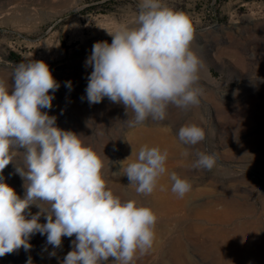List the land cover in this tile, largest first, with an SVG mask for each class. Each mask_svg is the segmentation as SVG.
<instances>
[{
	"label": "rangeland",
	"instance_id": "obj_1",
	"mask_svg": "<svg viewBox=\"0 0 264 264\" xmlns=\"http://www.w3.org/2000/svg\"><path fill=\"white\" fill-rule=\"evenodd\" d=\"M138 3L0 0V79L10 84L21 62L42 60L49 66L60 87L50 92L52 108L42 111L56 116L59 128L83 135L100 154L114 194L137 200L157 216L153 247L135 264H264V0H164L192 19L191 48L202 60L200 103L188 109L170 105L165 120L149 118L129 126L132 114L128 117L122 104L108 98L88 103L92 68L85 62L94 43H111L107 31L134 24ZM69 81L71 88L65 86ZM185 124L203 128L205 140L182 144L177 133ZM140 139H151L168 152L167 171L146 196L137 194L124 175L137 159ZM197 150L218 157L211 171L192 167ZM15 165L23 167V153L2 175L23 197L24 181ZM173 172L192 185L182 199L171 191ZM154 195L163 199V207ZM38 211L31 206L32 214ZM40 222H46L44 216ZM74 239L64 237L61 247L53 249L46 235L35 233L29 250L6 254L0 264H27L29 258L31 264H62Z\"/></svg>",
	"mask_w": 264,
	"mask_h": 264
},
{
	"label": "clouds",
	"instance_id": "obj_2",
	"mask_svg": "<svg viewBox=\"0 0 264 264\" xmlns=\"http://www.w3.org/2000/svg\"><path fill=\"white\" fill-rule=\"evenodd\" d=\"M107 32L111 43H94L85 62L92 68L85 90L89 104L104 98L122 104L125 114H132L126 120L129 126L149 118L165 120L170 105H199L202 60L191 48L195 28L188 15L164 0H139L134 24H119ZM10 80L0 79V257L29 250V238L39 233L53 249L61 247L64 237H75L62 264H108L110 258V264H135L153 247L155 212L114 194L107 187L100 154L83 135L59 128L57 117L42 111L52 108L50 92L60 87L44 61L19 63ZM65 86L71 88V82ZM177 137L186 146L206 138L196 124L182 125ZM19 153L23 167L15 165V170L24 181L23 197L2 175ZM194 155V169L211 171L217 163L215 154L197 150ZM167 159V150L140 148L137 159L124 169L137 194L153 193L167 171ZM170 180L178 198L191 191L190 181L175 172ZM31 206L39 211L32 214Z\"/></svg>",
	"mask_w": 264,
	"mask_h": 264
},
{
	"label": "bare ground",
	"instance_id": "obj_3",
	"mask_svg": "<svg viewBox=\"0 0 264 264\" xmlns=\"http://www.w3.org/2000/svg\"><path fill=\"white\" fill-rule=\"evenodd\" d=\"M138 143H139V147L141 148L142 146H145L147 145L148 147H158L159 146V143L155 142V141H151V139H140L138 140ZM173 193V192H172ZM159 194V193H158ZM173 195H175L173 193ZM128 196V195H127ZM153 196V195H152ZM154 201L156 203L157 206H162L163 204V199L158 196V195H154ZM166 202V201H165ZM168 202V201H167ZM155 206V205H154ZM165 206V204H164ZM163 207V206H162Z\"/></svg>",
	"mask_w": 264,
	"mask_h": 264
}]
</instances>
